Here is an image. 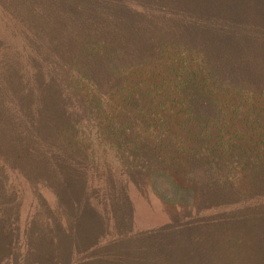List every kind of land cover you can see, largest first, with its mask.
Returning <instances> with one entry per match:
<instances>
[{"label":"trees","instance_id":"16d2710c","mask_svg":"<svg viewBox=\"0 0 264 264\" xmlns=\"http://www.w3.org/2000/svg\"><path fill=\"white\" fill-rule=\"evenodd\" d=\"M247 1L246 17L237 0H0V125L23 123L3 167L54 192L57 227L34 240L14 213L0 264H264V38ZM132 188L172 205L165 223L135 226Z\"/></svg>","mask_w":264,"mask_h":264},{"label":"rangeland","instance_id":"374dc122","mask_svg":"<svg viewBox=\"0 0 264 264\" xmlns=\"http://www.w3.org/2000/svg\"><path fill=\"white\" fill-rule=\"evenodd\" d=\"M8 1H12V5L18 4V2H16L17 0H8ZM237 1L242 5L243 7L242 13L247 17L248 1L247 0H237ZM251 2L254 4H260L259 8H261L262 12L260 17L256 21L260 23V32L262 33L264 38V0H251ZM0 14L2 15V17H0V50L5 51L4 48H6V51H10L13 44L12 34L8 26L10 19L6 18V16H3L4 13L1 12ZM234 31L238 32L240 30L236 28ZM2 112H5V114L0 116L1 117L0 120L5 115L12 114V111H2ZM25 113H28V111H25ZM244 115L245 117H247V111H244ZM263 117H264V111H263ZM231 119L232 118L230 117V121ZM21 122L22 121L18 118V116H15V120L13 124L8 123L7 126L0 125V128H2L0 132L1 145L2 148L4 149V152L2 153L3 157H0L1 160L0 161V213L4 215L2 218L0 217V240L4 241L5 243H10L11 241H13L15 239L14 237L16 236V233L20 232V230L22 236H25L23 230V224L26 222L28 223L30 221L33 223V220L36 221V223L32 225L33 231L36 232L38 229L44 230L43 236L40 237L39 235H36L34 240H38V241L49 240L53 236V234H51L50 232L57 229V227L54 224L50 226L46 221V219L49 218L50 215H52L51 210L53 209L52 205L54 204V197H53L54 192L50 190H36V189L28 188L27 187L28 184L26 182H23L12 171H7L3 167L5 165V162H8L9 158L12 157L11 155L12 151L15 150L17 146L20 145L17 143L18 135H16L13 132V130H11V128L22 126L23 123ZM234 123L236 124L234 125ZM232 124L237 128L247 127L246 121L240 122V120L235 118L232 119ZM26 141H27V137H24L23 143H27ZM2 160L4 162H2ZM133 177L136 180L140 181L142 185V180H141L143 178L142 176L136 175ZM13 179L20 180L17 182L18 185L14 184ZM245 180L247 181V178ZM242 181H243L242 176H239V179L236 181V183L241 185ZM12 187H15L13 189L15 190V195L11 194L10 188ZM241 188H242L241 189L242 192L245 193L247 191L246 186H244V188L243 187ZM147 195L148 197H144L143 189L141 188H139V191H135L133 188L131 189L132 199L135 197L134 224L137 228L148 229L150 227L159 226L165 223L166 216L164 210L166 209L171 210L172 208V205L170 203L165 201L159 202L158 199H155L151 193L147 192ZM75 202L76 200L72 201L73 207ZM116 208H117L116 206L110 205L109 210L115 211ZM14 213L18 215V221L20 220L19 223L20 230L17 229V230H12L10 232L7 231V235H5L2 233V230L4 229V227H2V223H4L3 225H6L9 222V219L13 217L12 215H14ZM54 215H56V213ZM83 219H85V217H83ZM62 232L60 233L55 232L57 235L56 239L67 240V237L63 235ZM3 236H5L6 239H4ZM32 237L33 235H31V238ZM87 255H92V254L88 253ZM36 260L40 262L39 264L46 262V260L43 258H39Z\"/></svg>","mask_w":264,"mask_h":264}]
</instances>
